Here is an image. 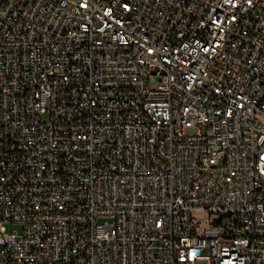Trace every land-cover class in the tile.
<instances>
[{
	"label": "built area",
	"instance_id": "obj_1",
	"mask_svg": "<svg viewBox=\"0 0 264 264\" xmlns=\"http://www.w3.org/2000/svg\"><path fill=\"white\" fill-rule=\"evenodd\" d=\"M0 264H264V0H0Z\"/></svg>",
	"mask_w": 264,
	"mask_h": 264
},
{
	"label": "rangeland",
	"instance_id": "obj_2",
	"mask_svg": "<svg viewBox=\"0 0 264 264\" xmlns=\"http://www.w3.org/2000/svg\"><path fill=\"white\" fill-rule=\"evenodd\" d=\"M48 119V115L47 114H43L42 115V120L43 121H46ZM196 129L197 131L201 132V133H205L206 132V127L200 123L196 124ZM194 216L196 218H201L203 219L204 218V215L201 214V213H195ZM106 219H99V222H104ZM5 227L7 228V230H9V227H10V223H6L5 224ZM12 229L14 231H17V232H21V227L19 224H12Z\"/></svg>",
	"mask_w": 264,
	"mask_h": 264
}]
</instances>
